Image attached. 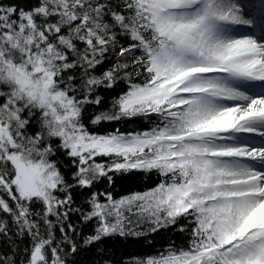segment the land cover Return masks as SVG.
Listing matches in <instances>:
<instances>
[{"label": "snow or ice", "instance_id": "6c2138e0", "mask_svg": "<svg viewBox=\"0 0 264 264\" xmlns=\"http://www.w3.org/2000/svg\"><path fill=\"white\" fill-rule=\"evenodd\" d=\"M0 264H264V0H0Z\"/></svg>", "mask_w": 264, "mask_h": 264}]
</instances>
